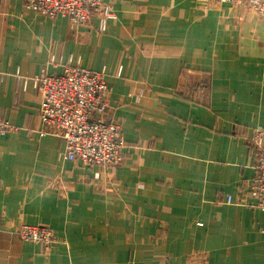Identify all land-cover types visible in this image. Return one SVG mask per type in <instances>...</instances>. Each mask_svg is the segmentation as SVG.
Wrapping results in <instances>:
<instances>
[{"label":"crops","instance_id":"obj_1","mask_svg":"<svg viewBox=\"0 0 264 264\" xmlns=\"http://www.w3.org/2000/svg\"><path fill=\"white\" fill-rule=\"evenodd\" d=\"M105 2L116 18L101 33L0 0V115L16 127L0 136V264H264V211L235 201L255 176L245 137L264 127V18L215 0ZM64 64L103 73L119 166L86 167L41 135L34 81ZM22 224L56 239L24 241Z\"/></svg>","mask_w":264,"mask_h":264},{"label":"built area","instance_id":"obj_2","mask_svg":"<svg viewBox=\"0 0 264 264\" xmlns=\"http://www.w3.org/2000/svg\"><path fill=\"white\" fill-rule=\"evenodd\" d=\"M240 6L264 16V0H215ZM26 8L42 16H66L76 24L98 20V30L106 33L116 15L105 0H25ZM53 62V60L51 61ZM41 97L39 116L41 135H54L64 140V158L89 168H115L124 159L126 140L121 125L105 118L110 87L101 72H93L79 64H64L61 71L51 74L43 70L34 81ZM16 127L0 115V136ZM245 142L254 162L255 176L248 186L241 187L236 202L252 199V206L264 210V127L253 128ZM234 198L228 196L227 201ZM19 235L24 241L50 246L56 236L45 225L22 224Z\"/></svg>","mask_w":264,"mask_h":264},{"label":"rangeland","instance_id":"obj_3","mask_svg":"<svg viewBox=\"0 0 264 264\" xmlns=\"http://www.w3.org/2000/svg\"><path fill=\"white\" fill-rule=\"evenodd\" d=\"M227 4V3H226ZM232 6H235V5H232ZM235 7H238V8H241L240 6H235ZM243 9H245V8H243ZM245 10H247V9H245ZM247 11H249V10H247ZM249 12H251V11H249ZM255 13V12H254ZM257 14V13H256ZM259 15V14H258ZM259 16H261V15H259ZM261 17H263L264 18V16H261ZM188 95H191V92H188L187 93ZM107 107H108V102H107ZM252 131H253V129L251 130V132H250V134L252 133ZM250 152V151H249ZM251 156V155H250ZM253 164H254V162H253ZM254 168V167H253ZM252 200V199H251ZM250 200V198H245V201H251ZM255 208V207H254ZM256 209H259V208H256ZM261 210V209H260ZM264 211V210H263ZM190 259H191V264H198V262H200L201 260L202 261H205V258L202 256V255H194V256H191L190 257Z\"/></svg>","mask_w":264,"mask_h":264}]
</instances>
